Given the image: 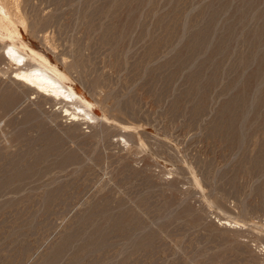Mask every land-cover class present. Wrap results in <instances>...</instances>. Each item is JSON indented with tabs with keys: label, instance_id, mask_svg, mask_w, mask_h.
I'll return each instance as SVG.
<instances>
[{
	"label": "rangeland",
	"instance_id": "1",
	"mask_svg": "<svg viewBox=\"0 0 264 264\" xmlns=\"http://www.w3.org/2000/svg\"><path fill=\"white\" fill-rule=\"evenodd\" d=\"M0 5V264H264V0Z\"/></svg>",
	"mask_w": 264,
	"mask_h": 264
},
{
	"label": "bare ground",
	"instance_id": "2",
	"mask_svg": "<svg viewBox=\"0 0 264 264\" xmlns=\"http://www.w3.org/2000/svg\"><path fill=\"white\" fill-rule=\"evenodd\" d=\"M10 16L6 8L0 5V22L3 23L7 21ZM9 26L11 27L10 24ZM15 33L18 34V32H15ZM30 51L35 58L36 56L38 57V54L35 51L33 50H30ZM4 57L7 60H14L20 66V68L18 69L17 72H15V75H14L15 82L17 81L26 86H29L30 88L39 92V94L41 93L44 96H47L50 98L63 100V102L64 101L71 102L72 104L74 103L75 105H78V102L80 103L83 101L84 103H86V105H89V102L84 101L72 87H67L65 85V83L63 82V77L57 72L56 69L47 66V64L49 65V63H48V60H46L44 57L40 56V59H42V61L44 62V64H41V66L36 65V67H32V68L31 66L30 68L28 66V68H26L27 63L29 62V58H32V57L23 53L21 49L17 47L15 44L9 47L8 52L5 54ZM76 110L78 111L70 112V109H66V112L70 114L73 119L78 118V116L82 114L85 116H88L91 113V111H89L86 108V106L84 107L83 105L77 106ZM91 116L93 118V115Z\"/></svg>",
	"mask_w": 264,
	"mask_h": 264
}]
</instances>
